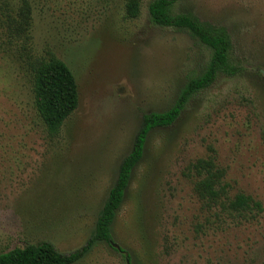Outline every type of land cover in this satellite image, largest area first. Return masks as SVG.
<instances>
[{"label":"rangeland","instance_id":"374dc122","mask_svg":"<svg viewBox=\"0 0 264 264\" xmlns=\"http://www.w3.org/2000/svg\"><path fill=\"white\" fill-rule=\"evenodd\" d=\"M125 15V0H31L30 39L11 45L0 29V252L49 241L85 244L130 151L142 115L172 105L210 50L184 30ZM174 12L225 28L231 54L250 70L218 73L178 118L148 132L110 226L72 264H264V0H174ZM25 45V46H23ZM50 54L78 85L77 107L50 135L34 107L31 64ZM198 158L222 170L229 196L262 210L241 216L193 189Z\"/></svg>","mask_w":264,"mask_h":264},{"label":"trees","instance_id":"16d2710c","mask_svg":"<svg viewBox=\"0 0 264 264\" xmlns=\"http://www.w3.org/2000/svg\"><path fill=\"white\" fill-rule=\"evenodd\" d=\"M173 3L174 0H151L147 6L149 20L155 26L184 30L204 44L210 52L203 71L184 83L174 102L166 110L150 111L142 115L131 149L119 163L116 178L85 244L70 252L57 250L49 241L26 244L0 252V264H72L97 241L113 245L110 226L124 198L132 170L143 155L148 132L155 127L172 124L189 99L210 86L218 73L237 77L250 70L240 61H234L230 36L225 28L201 21L190 11L174 12ZM33 8L31 0H0V29L8 39V45H11V37L21 40V43L30 39ZM139 8L140 0H125L124 9L128 18L138 17ZM31 72L34 107L48 134L55 135L78 105L76 78L69 66L53 54L36 59L31 64ZM251 72L264 81V74L259 70ZM188 169L194 171L193 189L200 199L205 200L207 207L215 203L222 209L232 210L241 216L254 215L262 210L261 202L248 194L237 192L229 196L226 185L220 184L223 171L214 169L211 160L198 158L188 165ZM114 250L123 253V258L129 263V254L122 247L115 245Z\"/></svg>","mask_w":264,"mask_h":264}]
</instances>
